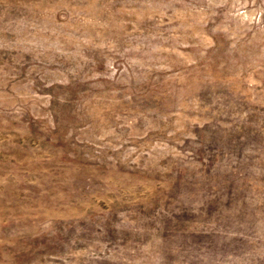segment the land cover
<instances>
[{"label": "rangeland", "instance_id": "1", "mask_svg": "<svg viewBox=\"0 0 264 264\" xmlns=\"http://www.w3.org/2000/svg\"><path fill=\"white\" fill-rule=\"evenodd\" d=\"M0 264H264V0H0Z\"/></svg>", "mask_w": 264, "mask_h": 264}]
</instances>
